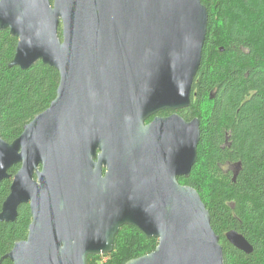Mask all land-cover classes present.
Segmentation results:
<instances>
[{
    "label": "water",
    "instance_id": "obj_1",
    "mask_svg": "<svg viewBox=\"0 0 264 264\" xmlns=\"http://www.w3.org/2000/svg\"><path fill=\"white\" fill-rule=\"evenodd\" d=\"M207 23L201 0H0V30L17 39L9 67L59 74L49 107L12 143L0 137V183L12 180L0 223L22 204L31 215L0 264H87L124 226L157 240L126 264H223L207 209L178 182L196 163L199 120L144 125L189 107ZM225 239L252 253L236 231Z\"/></svg>",
    "mask_w": 264,
    "mask_h": 264
},
{
    "label": "trees",
    "instance_id": "obj_2",
    "mask_svg": "<svg viewBox=\"0 0 264 264\" xmlns=\"http://www.w3.org/2000/svg\"><path fill=\"white\" fill-rule=\"evenodd\" d=\"M201 3L208 12L206 37L190 105L182 114L199 120L200 140L190 176L178 182L193 188L207 209L223 264H264V0ZM16 45L8 30H0V137L7 143L49 107L59 83L58 72L41 62L24 71L9 67ZM18 170L19 165L13 166L8 174L13 177ZM11 182L0 183V210ZM30 223L24 204L13 223H0V259L26 239ZM232 230L251 245V254L226 241ZM156 246L157 240L124 226L114 238L113 251L89 256L87 264H126Z\"/></svg>",
    "mask_w": 264,
    "mask_h": 264
},
{
    "label": "flooded vegetation",
    "instance_id": "obj_3",
    "mask_svg": "<svg viewBox=\"0 0 264 264\" xmlns=\"http://www.w3.org/2000/svg\"><path fill=\"white\" fill-rule=\"evenodd\" d=\"M187 108L183 109V110H179V111H176V112H173V111H170V110H162V111H159L155 114H153L152 116H150L149 118H147L144 122V125H148L149 123H151L155 118H168L170 117L171 115L173 114H177L179 115L183 120H185L186 122H189L191 120H187L185 119L182 114L185 112Z\"/></svg>",
    "mask_w": 264,
    "mask_h": 264
},
{
    "label": "rangeland",
    "instance_id": "obj_4",
    "mask_svg": "<svg viewBox=\"0 0 264 264\" xmlns=\"http://www.w3.org/2000/svg\"><path fill=\"white\" fill-rule=\"evenodd\" d=\"M209 106H210V104L206 103V105H205L206 109H208Z\"/></svg>",
    "mask_w": 264,
    "mask_h": 264
}]
</instances>
